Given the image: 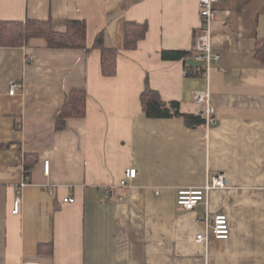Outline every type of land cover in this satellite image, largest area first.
<instances>
[{"label":"crops","instance_id":"0c3cea01","mask_svg":"<svg viewBox=\"0 0 264 264\" xmlns=\"http://www.w3.org/2000/svg\"><path fill=\"white\" fill-rule=\"evenodd\" d=\"M199 1L0 0V25L51 21L65 32L69 21L83 20L88 47L104 32L106 45L120 52L117 75L105 78L99 50L51 49L42 39L0 47V264H264V67L252 54L264 38V0L217 4L213 47L223 60L210 72L216 126L190 128L183 119L142 113L148 79L163 101L197 115L192 94L207 80L192 73L203 66L190 64L188 72L163 53L194 52ZM128 23L148 27L134 51L124 49ZM12 81L24 84L16 96L9 95ZM75 88L87 91V115L56 130ZM26 155L38 162L17 216ZM129 168L137 178L117 187ZM218 174L228 186L210 193L209 212L228 218L230 237L198 244L205 208L178 211V192ZM68 197L75 201L65 203ZM49 244L52 254L39 252Z\"/></svg>","mask_w":264,"mask_h":264},{"label":"trees","instance_id":"16d2710c","mask_svg":"<svg viewBox=\"0 0 264 264\" xmlns=\"http://www.w3.org/2000/svg\"><path fill=\"white\" fill-rule=\"evenodd\" d=\"M148 32L147 25L128 23L125 27L126 51H134L140 41L144 40ZM33 39H42L51 49L83 50L89 54L93 50L100 51L101 73L105 78L115 77L118 73V58L120 52L106 45L105 33H99L94 39L92 47H88V26L83 20H71L68 22L65 32H57L53 29L51 21L26 20V21H2L0 25V47L22 48ZM253 58L264 67V38L257 39L252 51ZM164 58L182 60L188 72H193L195 67L188 64L194 59V52H164ZM198 76L204 75V69H199ZM142 113L149 119H183L188 127L196 128L204 124V120L195 114H187L182 111L179 102H165L158 92L154 91L145 81V88L140 95ZM87 115V91L84 88L72 89L58 110L55 119V129L62 130L69 119H84ZM5 146L0 145V149ZM38 162L35 155L25 156V168L29 171ZM40 253H53V246L40 245Z\"/></svg>","mask_w":264,"mask_h":264},{"label":"built area","instance_id":"2783aa9c","mask_svg":"<svg viewBox=\"0 0 264 264\" xmlns=\"http://www.w3.org/2000/svg\"><path fill=\"white\" fill-rule=\"evenodd\" d=\"M220 0H200L199 10L201 17L200 34L195 37L194 43V61L204 68V74L207 80V88L205 90L194 91L192 94L193 102L198 106L197 116L204 120V125L210 131L212 127L217 125L216 109L212 105L211 90H210V72L212 67L222 62L223 57L216 52L213 47L214 38V23L218 20L217 4ZM226 14L229 16L230 12ZM225 70H222L224 72ZM24 90V84L12 81L9 85V95L16 96L19 92ZM49 171V163H46V172ZM26 176L21 183L19 189L16 191V198L14 201V208L12 213L19 215L23 203L22 189L30 183L29 176ZM138 170L129 168L125 171L123 179L119 182L117 187L126 188L131 186L137 178ZM227 178L225 174H218L210 178L206 185L200 189H182L178 192L176 209L182 212L197 211V208L204 207V215L199 216V221L205 226V231L195 237L198 244H207L211 237L218 240H228L230 237L229 220L224 215H211L209 212V196L213 190H221L227 188ZM106 198H110L111 189H104ZM156 193H159L157 190ZM73 197L64 199L65 203H73ZM25 264H39V263H25Z\"/></svg>","mask_w":264,"mask_h":264},{"label":"water","instance_id":"95a60500","mask_svg":"<svg viewBox=\"0 0 264 264\" xmlns=\"http://www.w3.org/2000/svg\"><path fill=\"white\" fill-rule=\"evenodd\" d=\"M188 64H198V63H196L195 61H193V60H189L188 61ZM200 65V64H199Z\"/></svg>","mask_w":264,"mask_h":264}]
</instances>
